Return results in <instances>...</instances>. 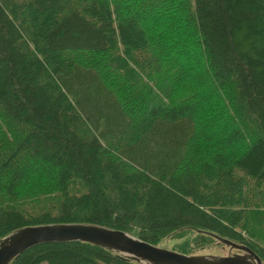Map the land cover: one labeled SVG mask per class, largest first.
Here are the masks:
<instances>
[{
  "label": "trees",
  "instance_id": "obj_1",
  "mask_svg": "<svg viewBox=\"0 0 264 264\" xmlns=\"http://www.w3.org/2000/svg\"><path fill=\"white\" fill-rule=\"evenodd\" d=\"M52 223L264 262V0H0V238ZM42 262L140 264L84 241L9 264Z\"/></svg>",
  "mask_w": 264,
  "mask_h": 264
},
{
  "label": "water",
  "instance_id": "obj_2",
  "mask_svg": "<svg viewBox=\"0 0 264 264\" xmlns=\"http://www.w3.org/2000/svg\"><path fill=\"white\" fill-rule=\"evenodd\" d=\"M219 242L240 253L226 255H188L150 244L126 231L87 223L27 225L0 238V264L9 262L24 250L45 242L84 241L140 264H264L249 247L217 237Z\"/></svg>",
  "mask_w": 264,
  "mask_h": 264
},
{
  "label": "rangeland",
  "instance_id": "obj_3",
  "mask_svg": "<svg viewBox=\"0 0 264 264\" xmlns=\"http://www.w3.org/2000/svg\"><path fill=\"white\" fill-rule=\"evenodd\" d=\"M189 55L191 54V51L189 50ZM183 93V97H184ZM188 245V246H185ZM158 247L163 249H168L180 253H184L183 247H186L188 249L189 253H185L188 255H226L229 253H240L237 249H231L230 247L226 245H209V246H201V245H194L192 242H190L187 238V236H182L180 238L175 237H169L165 240L161 241L158 245ZM242 252V251H241ZM39 264H45L44 262Z\"/></svg>",
  "mask_w": 264,
  "mask_h": 264
}]
</instances>
